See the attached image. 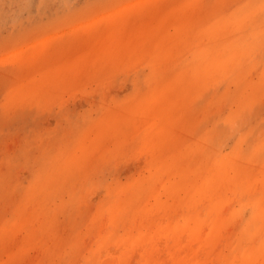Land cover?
I'll return each mask as SVG.
<instances>
[{
	"label": "rangeland",
	"instance_id": "rangeland-1",
	"mask_svg": "<svg viewBox=\"0 0 264 264\" xmlns=\"http://www.w3.org/2000/svg\"><path fill=\"white\" fill-rule=\"evenodd\" d=\"M0 264H264V0H0Z\"/></svg>",
	"mask_w": 264,
	"mask_h": 264
}]
</instances>
